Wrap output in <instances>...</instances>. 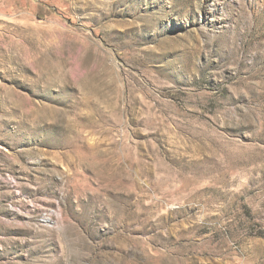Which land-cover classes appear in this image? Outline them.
<instances>
[{
  "label": "rangeland",
  "instance_id": "rangeland-1",
  "mask_svg": "<svg viewBox=\"0 0 264 264\" xmlns=\"http://www.w3.org/2000/svg\"><path fill=\"white\" fill-rule=\"evenodd\" d=\"M0 264H264V0H0Z\"/></svg>",
  "mask_w": 264,
  "mask_h": 264
}]
</instances>
